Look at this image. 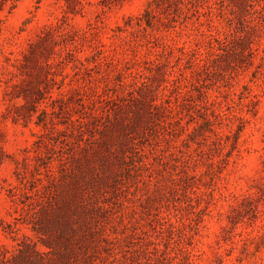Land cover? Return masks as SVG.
I'll return each mask as SVG.
<instances>
[{"label":"rangeland","instance_id":"374dc122","mask_svg":"<svg viewBox=\"0 0 264 264\" xmlns=\"http://www.w3.org/2000/svg\"><path fill=\"white\" fill-rule=\"evenodd\" d=\"M80 96L106 113L103 209L57 264H264V0H0L10 250L37 153L83 144Z\"/></svg>","mask_w":264,"mask_h":264},{"label":"trees","instance_id":"16d2710c","mask_svg":"<svg viewBox=\"0 0 264 264\" xmlns=\"http://www.w3.org/2000/svg\"><path fill=\"white\" fill-rule=\"evenodd\" d=\"M109 102L115 103V99L106 103ZM79 103L83 113L79 118H70L69 123L72 134L83 144L74 142L69 155H56L57 150L48 146L46 152L37 153L34 177L28 182L22 178V186L14 188L12 195L20 205L19 216L7 224L6 231L16 245L10 250L0 244V264H57L73 251L75 235L92 232L95 212L103 209L95 183L103 184L106 179L97 163L106 160L107 155L95 144L90 127L101 135L97 124L106 113L103 116L89 112L92 103L82 96ZM86 131L90 132L88 136ZM23 225H28L48 250L39 249L37 242L22 234Z\"/></svg>","mask_w":264,"mask_h":264}]
</instances>
